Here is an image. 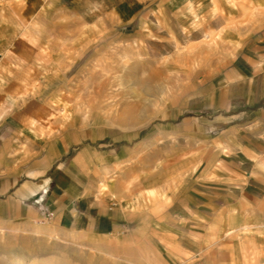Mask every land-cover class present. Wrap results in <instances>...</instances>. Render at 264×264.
Listing matches in <instances>:
<instances>
[{
    "label": "crops",
    "instance_id": "0c3cea01",
    "mask_svg": "<svg viewBox=\"0 0 264 264\" xmlns=\"http://www.w3.org/2000/svg\"><path fill=\"white\" fill-rule=\"evenodd\" d=\"M93 1L121 19L139 21L142 34L129 39L143 40L160 55L177 43L199 41L206 30L199 21L214 10L211 0ZM28 5L24 0L22 10ZM20 39L0 35V58L13 65L0 68V222L31 224L52 213L64 227L106 234L123 229L142 204L165 203L159 220L174 229L151 231L177 259L205 249L214 226L218 233L237 232L227 245L234 264H264V26L225 68L194 81L166 105L146 140L104 137L96 129L89 135L50 133L24 109L22 95L9 90L22 71ZM147 139H157L156 147H145ZM123 163L127 186L112 190L126 198V211L97 191L101 178ZM135 203L141 207L128 206ZM247 225L253 229L244 230Z\"/></svg>",
    "mask_w": 264,
    "mask_h": 264
},
{
    "label": "rangeland",
    "instance_id": "374dc122",
    "mask_svg": "<svg viewBox=\"0 0 264 264\" xmlns=\"http://www.w3.org/2000/svg\"><path fill=\"white\" fill-rule=\"evenodd\" d=\"M27 1L22 10L24 0H6L8 11L4 17L0 14V35L21 36L17 52L22 71L9 90L22 95L24 109L55 135H89L96 129L104 137L124 141L152 136L166 105L183 96L194 81L225 68L244 40L264 26V0H211V17L199 21L201 29L206 28L200 40L177 43L171 53L160 55L143 40L129 39L142 34L136 31L139 21L121 19L96 1ZM10 62L0 58V68L13 66ZM157 143L147 139L144 146L154 148ZM127 167L117 166L116 173L97 184L98 194H109L113 205L125 211L126 198L112 189L126 188ZM141 206L123 229L106 234L64 227L53 214L31 224L0 222V264H234L227 245L237 232L228 234L230 229L223 228L218 233L212 226L205 249L177 259L151 231L174 229L159 220L167 204ZM260 210L264 215V200ZM247 226L244 230L253 229Z\"/></svg>",
    "mask_w": 264,
    "mask_h": 264
},
{
    "label": "built area",
    "instance_id": "2783aa9c",
    "mask_svg": "<svg viewBox=\"0 0 264 264\" xmlns=\"http://www.w3.org/2000/svg\"><path fill=\"white\" fill-rule=\"evenodd\" d=\"M50 215H52V213H49ZM48 215V214H47Z\"/></svg>",
    "mask_w": 264,
    "mask_h": 264
},
{
    "label": "bare ground",
    "instance_id": "6f19581e",
    "mask_svg": "<svg viewBox=\"0 0 264 264\" xmlns=\"http://www.w3.org/2000/svg\"><path fill=\"white\" fill-rule=\"evenodd\" d=\"M153 192V191H152Z\"/></svg>",
    "mask_w": 264,
    "mask_h": 264
}]
</instances>
